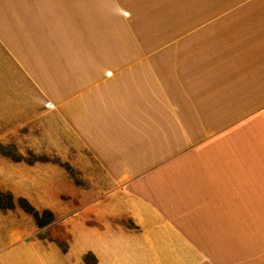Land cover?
<instances>
[{
  "label": "crops",
  "instance_id": "0c3cea01",
  "mask_svg": "<svg viewBox=\"0 0 264 264\" xmlns=\"http://www.w3.org/2000/svg\"><path fill=\"white\" fill-rule=\"evenodd\" d=\"M0 145V264H264V0H0Z\"/></svg>",
  "mask_w": 264,
  "mask_h": 264
},
{
  "label": "rangeland",
  "instance_id": "374dc122",
  "mask_svg": "<svg viewBox=\"0 0 264 264\" xmlns=\"http://www.w3.org/2000/svg\"><path fill=\"white\" fill-rule=\"evenodd\" d=\"M124 9L126 10V9H128L127 7H124ZM34 18V17H33ZM92 18H93V20H94V24H95V22H98L97 23V28H100L101 26H100V15H99V13H98V10H94L93 9V16H92ZM132 17L130 16V17H128V16H124V30H123V38H124V41H126V40H131V39H136V38H139L140 37V35L142 34V33H140L138 30H137V26H135V24L132 22ZM93 27H94V25H93ZM96 28V29H97ZM105 28V27H104ZM94 29H95V27H94ZM107 33L109 32V30L108 31H106ZM76 36L78 37V34H76ZM96 39V38H95ZM95 39H93V41H95L97 44H99ZM92 41V42H93ZM94 44V43H93ZM96 46H94L93 48H95ZM98 47V46H97ZM94 50V49H93ZM141 147H144V149L146 148L147 150H148V148L150 147V144H147V145H141ZM146 150V151H147ZM17 150L15 149V147H8V146H4V152H7V153H15ZM36 157L34 156V155H31L30 157H29V159L30 160H33V159H35ZM75 178H76V181H77V183L79 184V185H81V186H83L84 184H83V179L81 178V177H79V176H76L75 175ZM62 198L64 199V200H71L72 199V197L71 196H69V195H63L62 196ZM75 203H76V205H77V207L75 208V210H74V212H75V215H78L79 214V212H80V208H81V203H80V200L81 201H84V196H83V192H79L78 190L76 191V193H75ZM3 203H7L8 202V199H6V198H2V200H1ZM83 205H85V203H83ZM38 210V209H37ZM39 211V210H38ZM48 211H50V210H48ZM40 212H42V211H40ZM74 214V213H73ZM49 218V215L48 214H46V216H45V219H48ZM63 218V217H62ZM61 221H65V217L61 220ZM40 229H39V233H38V235L37 236H39L41 239H43V241H45V243H47V241H46V239L47 240H49V241H54V242H56L57 243V245L63 250V251H67L68 250V248H69V242H68V240H66V239H58V237H59V234L58 233H56L55 234V230L53 231V228H54V226H53V223L52 222H50L49 224H47V225H45V226H43V227H39ZM37 236H31V237H29L27 240H28V243L29 244H32V243H34L35 242V240H36V237ZM76 259H77V263L78 262H80V257L77 255V257H76ZM87 260H88V262L89 263H93L94 262V258H93V256H88V258H86Z\"/></svg>",
  "mask_w": 264,
  "mask_h": 264
},
{
  "label": "trees",
  "instance_id": "16d2710c",
  "mask_svg": "<svg viewBox=\"0 0 264 264\" xmlns=\"http://www.w3.org/2000/svg\"><path fill=\"white\" fill-rule=\"evenodd\" d=\"M0 151L4 152L3 145H0ZM2 198L8 199V202L3 203L1 201ZM18 202L20 206L25 209V211L29 212L35 217L38 227H43L54 220V215L51 211L44 210L40 212L25 198L18 199ZM14 207H15L14 197L10 193H5L0 190V209H8V208H14ZM46 214L49 215L48 219H45Z\"/></svg>",
  "mask_w": 264,
  "mask_h": 264
}]
</instances>
